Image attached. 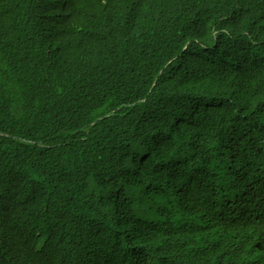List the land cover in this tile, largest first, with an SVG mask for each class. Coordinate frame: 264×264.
<instances>
[{
	"label": "trees",
	"instance_id": "obj_1",
	"mask_svg": "<svg viewBox=\"0 0 264 264\" xmlns=\"http://www.w3.org/2000/svg\"><path fill=\"white\" fill-rule=\"evenodd\" d=\"M0 264H264V0H0Z\"/></svg>",
	"mask_w": 264,
	"mask_h": 264
},
{
	"label": "bare ground",
	"instance_id": "obj_2",
	"mask_svg": "<svg viewBox=\"0 0 264 264\" xmlns=\"http://www.w3.org/2000/svg\"><path fill=\"white\" fill-rule=\"evenodd\" d=\"M219 106H222V104L220 103Z\"/></svg>",
	"mask_w": 264,
	"mask_h": 264
}]
</instances>
